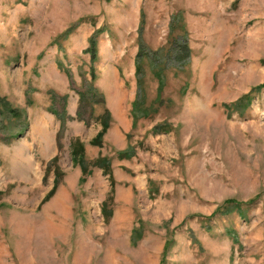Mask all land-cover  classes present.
I'll list each match as a JSON object with an SVG mask.
<instances>
[{
	"label": "rangeland",
	"instance_id": "1",
	"mask_svg": "<svg viewBox=\"0 0 264 264\" xmlns=\"http://www.w3.org/2000/svg\"><path fill=\"white\" fill-rule=\"evenodd\" d=\"M1 98L0 264H264V0H0Z\"/></svg>",
	"mask_w": 264,
	"mask_h": 264
},
{
	"label": "crops",
	"instance_id": "2",
	"mask_svg": "<svg viewBox=\"0 0 264 264\" xmlns=\"http://www.w3.org/2000/svg\"><path fill=\"white\" fill-rule=\"evenodd\" d=\"M134 60L135 64L137 65L138 54ZM113 67L117 68L116 66ZM115 75L116 74L114 70L111 69L107 74L103 75V77H100V83L105 87V89H102V92L104 94L105 106L107 109V116H104V119L101 120V126L102 130H105L104 137L116 136L117 138H123L127 137L126 134L130 133L132 128L134 129L131 109L132 102L136 100L138 90L137 88H131L129 90V88L126 87V82L128 79L124 75L119 74V78ZM108 84H113L115 86L109 92L106 88Z\"/></svg>",
	"mask_w": 264,
	"mask_h": 264
},
{
	"label": "trees",
	"instance_id": "3",
	"mask_svg": "<svg viewBox=\"0 0 264 264\" xmlns=\"http://www.w3.org/2000/svg\"><path fill=\"white\" fill-rule=\"evenodd\" d=\"M99 31L101 33L103 31V28H100ZM68 33H69V31L66 32V34H68ZM177 39H179V38H177ZM178 42L179 41H177V43ZM140 44L143 45V42H142L141 39H140ZM97 45H98V42L95 39V35H94V36H92V38L90 40L89 47L86 49V51L89 52L90 55H91V62H92V64H91V71H90V73H91V76H92V79L93 80L96 78V74H95V70L96 69H95V65L94 64L98 60V47H97ZM173 49H174L173 51H175L177 53V61L180 64H183V61H181V60L184 57L189 56V53H190L188 44L187 43H184L182 45L178 44V45L174 46ZM140 55L142 56L141 53L138 54V56H140ZM153 67H154L153 69L155 70L156 75L158 76V89L161 90L162 89L161 87H163L164 84H165V81L163 79V73H162L163 72V67L158 66L157 64H154ZM141 70H143V66H142L141 61L139 59L137 65H136V74L138 75V78H139L138 79L139 91H138V97L134 101V109L132 110V115L134 116V118L137 117V114L138 113H140L139 110L137 111V108L143 104V101L141 99L142 88H143L142 87L143 79L141 77H139V73L141 72ZM1 102L2 103H0L1 104L0 105V109H5V107H3V103H6V100L4 98H1ZM5 110L8 111V113H11V114H12V112H14V111L7 110V109H5ZM2 111L3 110H0V113L1 114L4 113V112L2 113ZM13 114L14 115H17V113H13ZM144 114L140 113L139 115L141 117ZM104 133H105V130L104 129L101 130V131H99L98 134H97V136L95 137L96 140L95 139L94 140L92 139V141H95V142L96 141L97 142L98 141H101L102 137L104 136ZM130 152H131V150H126V154L130 155L131 154Z\"/></svg>",
	"mask_w": 264,
	"mask_h": 264
}]
</instances>
